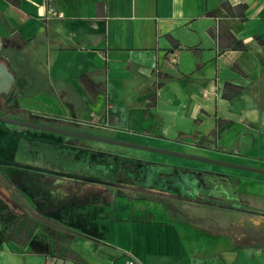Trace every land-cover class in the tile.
<instances>
[{"label":"crops","instance_id":"1","mask_svg":"<svg viewBox=\"0 0 264 264\" xmlns=\"http://www.w3.org/2000/svg\"><path fill=\"white\" fill-rule=\"evenodd\" d=\"M0 63L18 120L255 169L137 156L140 193L108 187L109 209H69L76 229L33 223L52 256L20 238L0 264H264V0H0Z\"/></svg>","mask_w":264,"mask_h":264},{"label":"rangeland","instance_id":"2","mask_svg":"<svg viewBox=\"0 0 264 264\" xmlns=\"http://www.w3.org/2000/svg\"><path fill=\"white\" fill-rule=\"evenodd\" d=\"M0 125L4 128V135L0 137V146L9 143H17L18 140L16 139L17 137H14V133H18L20 137L22 136L20 141H23V137L32 139L36 147V149H34L36 158L34 165L40 172L45 171L41 167L48 168L47 178L50 179L47 183L53 189L56 201L55 205H58L66 198L75 197L77 198L76 204L80 202L85 203L82 207L81 205L77 207V209H109V207L106 206V208H97L89 204V202H93L94 199L96 200L98 195L106 192L108 187L114 185L120 194L133 196L135 192L140 193V191H134L133 187L130 186L131 184L137 183L134 182L136 181L134 179H136L137 171L141 167L133 161L137 160V156L150 155V152L83 139H66L62 135L8 125L1 122ZM41 140L43 142L48 141L52 149L45 151L44 147L41 145ZM22 147H26L24 141ZM47 159L48 163L46 164ZM187 161L191 162L193 160ZM121 167L127 170L126 175L120 171ZM59 174H63L64 176H58ZM83 177H89L94 179V181H98L104 177L107 182H96L91 185L83 181ZM115 181L116 184H114ZM94 190H96V192ZM141 193L147 195L144 191H141ZM95 196L96 198H94ZM101 200H103V198H101ZM167 202L171 204L176 203L172 198L168 199ZM183 210L189 216L198 217V221L218 225L219 227H225L226 224L232 222L233 219L228 218L226 211L221 209ZM71 214L73 213H70L69 208L66 207V209H62L59 213L45 218L59 225L72 227L74 229L77 228V225H83L79 221L80 216L78 213H74L73 216H71ZM24 217L25 218H22L20 222V227L27 229L31 228L29 217L27 215H24ZM37 231V234L42 236L47 230L43 225L37 224L35 232ZM232 232H244L250 238L254 236V230L247 222L244 227L235 226Z\"/></svg>","mask_w":264,"mask_h":264},{"label":"flooded vegetation","instance_id":"3","mask_svg":"<svg viewBox=\"0 0 264 264\" xmlns=\"http://www.w3.org/2000/svg\"><path fill=\"white\" fill-rule=\"evenodd\" d=\"M5 106L9 109L7 112ZM11 91L8 95H0V116L18 120L12 113L13 110ZM28 122V121H27ZM2 123V122H1ZM35 123V122H32ZM4 128L0 125V137L4 135ZM17 143H9L0 146V209H15L23 215H30L26 209H33L41 217L53 216L62 209H77L85 203H77L75 197L66 198L58 205L56 204L53 189L48 185V168L41 167L44 172H40L35 167V144L29 137H23L26 147H22L23 141L18 133H14ZM65 137V136H63ZM66 139H72L65 137ZM41 145L45 151L52 149L49 142H43ZM48 159L46 160V164ZM58 176H64L59 174ZM93 180V179H92ZM89 204L97 207V202L90 201ZM59 209V211H54ZM48 220V219H47ZM39 222V221H38ZM41 225H48L39 222Z\"/></svg>","mask_w":264,"mask_h":264},{"label":"water","instance_id":"4","mask_svg":"<svg viewBox=\"0 0 264 264\" xmlns=\"http://www.w3.org/2000/svg\"><path fill=\"white\" fill-rule=\"evenodd\" d=\"M14 83H15V78L13 74L8 70V68L3 63H0V95L1 94L8 95ZM0 122L8 124V125L25 127V128H29L33 130L62 135V136L69 137V138L100 142V143H105L109 145L137 149V150L147 151L150 153H157V154L172 156V157L181 158V159L193 160V161H198V162H203V163H208V164H213V165H218V166H224V167H230V168H236V169L248 170V171H255V169L251 167L230 164V163H226V162L219 161L216 159L199 157V156L189 155L186 153H180V152H175V151L157 149V148H153L149 146H143L139 144L123 142V141H119L115 139H109L105 137L81 133V132H77V131H73L69 129H63L59 127L32 123V122H27V121H22V120H16V119H11V118L2 117V116H0ZM26 210L35 220L41 223L51 225L53 227L62 228V225H59L53 221L44 219L38 213H36L33 209H26Z\"/></svg>","mask_w":264,"mask_h":264},{"label":"trees","instance_id":"5","mask_svg":"<svg viewBox=\"0 0 264 264\" xmlns=\"http://www.w3.org/2000/svg\"><path fill=\"white\" fill-rule=\"evenodd\" d=\"M81 80L86 83V79L84 77ZM54 211H59V209H55ZM22 217L23 215L20 217L18 211L15 209H0V243L19 240L21 238L24 245H29L35 254H46L52 256L53 251L49 243L40 241L36 237L31 238V234L34 231V224L37 225L39 222L31 215H28L32 227L29 229L21 228L20 222L22 221ZM43 226L52 231L59 232L57 228H54L51 225Z\"/></svg>","mask_w":264,"mask_h":264},{"label":"built area","instance_id":"6","mask_svg":"<svg viewBox=\"0 0 264 264\" xmlns=\"http://www.w3.org/2000/svg\"><path fill=\"white\" fill-rule=\"evenodd\" d=\"M45 264H58V263H57V261L54 258H52V257L50 258L49 257V258H47ZM129 264H135V261L133 259H131L129 261Z\"/></svg>","mask_w":264,"mask_h":264}]
</instances>
